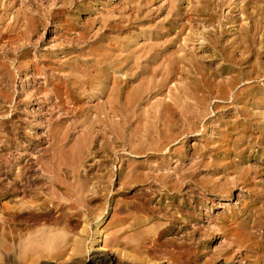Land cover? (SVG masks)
I'll return each mask as SVG.
<instances>
[{"label":"bare ground","instance_id":"1","mask_svg":"<svg viewBox=\"0 0 264 264\" xmlns=\"http://www.w3.org/2000/svg\"><path fill=\"white\" fill-rule=\"evenodd\" d=\"M46 1L49 0H0V101L10 108L17 105L14 96L4 91L1 83L12 84L13 75L25 66L24 62L31 64L35 74L41 69L56 67L57 73L49 77L50 83L57 90L65 88L71 99L84 95L100 101L90 108L94 109V118L83 114L85 108L77 111L83 114V126L87 125L83 130L72 133L70 128L58 129L54 141L64 158L58 164L52 159L50 168L43 169L46 177L42 180H50L53 188L47 205L53 206L52 202L61 200L63 195H71L75 198L74 204H79L85 194L90 195L89 203L93 207L85 220L95 222L91 243L102 251L101 227L109 214L108 203L113 202L117 209L114 196L136 190L141 195V203L133 208L122 206L119 209L122 216L114 214L108 225L119 228L112 233V241L126 258L136 254L140 256L138 264H156L162 258L151 255L155 253V246L146 244L165 239L166 244L175 246L174 235L178 236L189 228L188 224L197 222V209L188 202L187 197L192 196L185 191L186 187L192 184L216 197L242 187L251 199L252 208L247 209L246 219L232 212L221 220L219 236L226 242L204 264H219L234 257L235 248L246 253H240L245 260L248 254L257 256L264 250V242L255 241L251 231L264 228V186L257 188L254 183L264 162V87L247 83L241 93L233 91L242 81L263 79L264 84V63L257 61L264 55V0H191L196 5L188 10L179 7L178 0H166L167 17L152 31V37L147 35L151 14L145 11L143 1L131 6L133 1L128 0L121 4L122 9L113 8L82 27L72 17V10L76 8L80 15L91 13L90 0H55L56 5H45ZM225 9L229 10L226 15ZM5 18H9L8 24ZM201 20L217 23V29L199 34L197 24ZM224 26L229 27L223 29ZM226 33H232L228 45L222 43ZM44 44V52L30 59L31 52L40 53ZM242 47L250 49V57L245 61L255 58L256 68L252 72H245L242 64L232 57V51ZM210 48L219 52L225 69L232 74L226 83H217L218 102L214 108L218 110L225 106L223 101H228L223 109L227 107L230 111H222L213 126L204 127L200 134L202 147L191 149L186 144L176 147L182 136L195 132H192L193 120L201 119L202 115L179 114L171 99L174 104L159 102L152 117H143L135 112L134 106L145 99L138 98L145 91L129 88L151 69L150 80H156L157 86L147 92L161 94L163 84L181 71L199 68L200 59L195 53ZM23 76H26L23 83L26 90L29 83L27 75ZM203 85L207 82L203 81ZM205 99L201 96L197 101L201 103ZM30 101L31 98L24 105L27 107ZM131 127L134 131H129ZM98 140H102L106 156L97 166L95 181H92V170L85 168L84 160ZM32 141H37V137ZM125 153L130 156L125 157ZM175 157L177 161H173ZM249 162L253 164L247 165ZM59 173L65 177L68 173L74 181L65 182ZM21 179L22 176H15L14 184L18 185ZM8 189L17 192L14 188ZM157 198L161 203L158 208L153 206ZM101 199L104 201L101 207L94 205ZM12 209L13 217L21 218L34 206L20 204ZM36 210L30 213L32 217ZM152 221L160 223L149 226ZM91 230L90 226L84 227L83 236L90 235ZM212 235L214 230L207 229L204 238ZM84 241L85 238L76 242L77 251ZM54 246L55 255H62L66 245ZM188 249L189 254L197 250L198 256L194 259L201 262L204 253L200 248L189 245ZM183 257L178 254L174 264L182 263ZM107 261L108 264L115 262L111 257ZM255 263L264 264V258L258 257Z\"/></svg>","mask_w":264,"mask_h":264},{"label":"rangeland","instance_id":"2","mask_svg":"<svg viewBox=\"0 0 264 264\" xmlns=\"http://www.w3.org/2000/svg\"><path fill=\"white\" fill-rule=\"evenodd\" d=\"M127 1L90 0L91 13L80 15L78 10L74 8L72 17L81 23V27L82 25L88 26L94 17H101L107 12H111L113 8L122 9L121 4L124 5ZM132 1L131 6L137 5L138 1L146 3L145 11L151 14V17L148 18L150 29L147 35L152 37V31L167 17V10L164 7L166 0ZM193 1L178 0L177 4L179 7L188 10L191 6L196 5ZM57 3L58 1L49 0L46 1L45 5H56ZM228 11L225 9L224 14L226 15ZM132 13L134 14V12ZM90 14L91 16H89ZM115 17H118V13ZM221 20L223 21V18ZM5 21L8 24L9 18H5ZM200 22V24H197L199 34H208L217 29V23L210 24L204 20ZM228 27L224 26L223 29ZM231 34L226 33L222 36L224 45L229 44ZM46 38L51 39L50 37ZM45 45L41 46L40 53L32 51L30 59L41 55L44 52ZM232 52L235 62L242 64L241 69L245 72H252L256 68L255 58L248 62L245 61V58L250 57V49L242 47ZM195 55L200 59L199 68H187L181 71L180 74L163 84L161 94L152 93L149 95L147 92L152 87L157 86L156 80V82L150 80L151 69H149L146 76L140 77L129 88V90H136V92L145 91L143 95L138 96L139 99L141 97H145V99L139 100L134 106L135 112L143 117L150 118V115L152 117V114L155 113V106L159 102L173 103L171 99L176 103V107L173 108L178 110L179 114L182 112L184 115L185 112L188 117L191 114L198 117L202 115L201 119L193 120L194 125L193 130H191L192 132L195 130V132L182 136L178 141L179 145L176 146L180 147L182 144H186L191 149L203 146V138L200 134L203 132L204 127L213 126L215 118L222 116V111L229 113L230 110L227 107L223 109L227 106L228 101H221L225 106L218 110H215L214 105L218 102L216 100L217 83H226L232 76L225 69V64L220 60L217 50L210 48L198 51ZM257 61L264 63V55ZM24 63L25 66H22L21 70L13 75L14 82L12 84L1 83L3 90L14 96L17 105L10 108L9 105L0 101V264H108V257L115 260L113 264H138L139 255L129 254L131 256L127 258L121 255V248L114 246L112 241V233L119 228L108 226L114 214L118 217L122 216L123 213L119 212L122 206L133 208L141 203V195L136 190H128L126 194L119 193L114 196L113 199L117 204V209H115L113 202L108 203L109 214L105 216L104 224L101 227L103 235L100 238L99 246L104 247L102 251H98L97 244L91 243L92 238H94L92 231H94L95 222L85 220V215L93 207L89 203L90 195L85 194L79 204L77 202L74 204L75 198L71 195H63L61 200L55 199L52 202L53 206L47 205L53 188L50 180H42L43 177H46L43 169L50 168L49 162L52 159L58 164L63 162L64 158L59 149V144L54 141V137L56 135L58 137V129L64 127L70 128L72 133L80 132L87 126H83L82 115L87 113L90 118H94V109L90 108L100 101L92 100L84 95L71 99L65 88L57 90L50 83L49 77L57 73L56 67L44 68L40 70L39 74H35L30 69L31 64ZM24 73L27 75V82L29 83L26 90H23V83L26 79V76H23ZM250 77L254 78L255 76L250 74ZM158 79H160V76H158ZM202 80L207 82L206 86L203 85ZM262 80L242 81L236 86L233 93H241L247 83H250L248 86L261 85L264 87ZM211 83L215 85L210 86ZM201 96L206 97V99L199 103L197 99ZM30 98V104L26 107L24 103ZM84 108L86 110L83 114L77 112L79 109L83 110ZM149 121L151 120L149 119ZM187 123L189 122L186 120ZM133 129L134 127H131L129 131ZM207 131L208 133L211 132L209 128ZM35 137H37V141L34 142L32 139ZM104 149L102 140H98L90 147L89 155L84 160L85 168L92 170L90 174L92 176L96 174L97 166L105 160L106 152ZM124 155L125 157L130 156L128 153ZM177 160L178 157H175L173 161ZM57 164L55 163L56 166ZM252 164L253 162H249L247 165L251 166ZM261 166L263 167L261 168L262 171L254 180L257 188L264 186V162L261 163ZM83 174L82 172L81 175ZM15 176H22L18 185L14 184ZM58 176L65 179L67 183L74 181L68 173L67 177L62 173H59ZM92 181H95L94 176ZM8 187L16 189L17 192H12ZM56 189L59 190V187H56ZM61 191L64 192L63 189ZM185 191L189 192V196L194 197L193 200L192 197H187V199L197 209V222L188 224L189 228L178 236L174 235L176 238L175 246L166 244L165 239L156 242L150 241L146 244L148 247L155 246V253L151 252V255L162 258L160 262H163V264H174L175 257L178 254L184 256V261L179 264H204V262L209 261L214 253L220 252L221 246L226 242L224 237L219 236L221 220L232 212L241 215V219H246L247 209L252 208L250 205L251 199L246 197V189L242 187L234 188L230 193L217 197L207 195L192 184L186 187ZM103 203L104 201L101 199L94 205L101 207ZM20 204H30L34 206V209L25 212L21 218H15L11 213L12 208ZM160 204L159 198H157L153 206L158 208ZM39 205L43 207L38 208ZM35 209H37L36 215L32 217L30 213H34ZM239 222L240 220L237 223ZM153 223L160 222L152 221L149 226ZM86 226H90L92 230L90 235L85 237L82 230ZM207 229L214 230L215 234L208 239L204 238ZM251 232L254 233L255 241L264 242V228L258 231L252 230ZM84 238L85 241L81 250L77 251L75 249L76 242ZM57 244L66 245L60 256L55 255L52 247L54 245L56 247ZM189 245L200 248L204 253L200 257L201 262H195L194 258L198 256L197 250L194 254H189ZM232 253L234 257L228 258L226 261L222 260L219 264H260L255 263V261L258 257L264 258V250L256 254L255 257L248 254L249 258L246 260L240 254L245 255L246 253L243 251L235 248Z\"/></svg>","mask_w":264,"mask_h":264}]
</instances>
